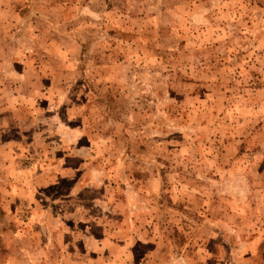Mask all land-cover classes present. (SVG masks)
Returning a JSON list of instances; mask_svg holds the SVG:
<instances>
[{
  "label": "rangeland",
  "instance_id": "obj_1",
  "mask_svg": "<svg viewBox=\"0 0 264 264\" xmlns=\"http://www.w3.org/2000/svg\"><path fill=\"white\" fill-rule=\"evenodd\" d=\"M0 264H264V0H0Z\"/></svg>",
  "mask_w": 264,
  "mask_h": 264
},
{
  "label": "crops",
  "instance_id": "obj_2",
  "mask_svg": "<svg viewBox=\"0 0 264 264\" xmlns=\"http://www.w3.org/2000/svg\"><path fill=\"white\" fill-rule=\"evenodd\" d=\"M92 217L89 219V221L88 222H91L92 220ZM94 219V218H93ZM78 221V220H77ZM78 227V226H77ZM78 229H80L81 231H85V232H89V233H92V230H88V229H84V230H82L80 227L78 228ZM78 229L76 230V232H78ZM73 232V231H72ZM76 232H75V234H76Z\"/></svg>",
  "mask_w": 264,
  "mask_h": 264
}]
</instances>
